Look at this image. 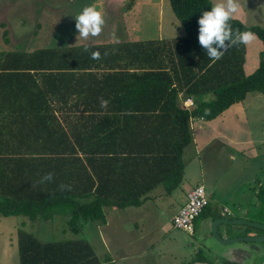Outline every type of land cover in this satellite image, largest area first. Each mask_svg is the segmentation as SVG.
<instances>
[{
  "label": "trees",
  "instance_id": "obj_1",
  "mask_svg": "<svg viewBox=\"0 0 264 264\" xmlns=\"http://www.w3.org/2000/svg\"><path fill=\"white\" fill-rule=\"evenodd\" d=\"M169 1L186 35L168 43L152 40L118 44L116 50L109 44L100 50L87 45L31 53L0 51V216H26L35 222L39 217L49 221L62 215L74 234L89 221L105 225V207L141 206L159 182L168 194L180 185L184 149L193 140L192 117L213 120L244 101L250 92L264 94L263 27L246 25L237 18L230 20L233 29L252 31L263 42L259 66L246 75V45L233 46L213 62L198 43L197 21L202 10L214 5L212 0ZM4 35L9 42L7 31ZM148 43L154 47L158 44L168 61L154 59L152 49L146 52ZM94 51L100 56L126 57L127 66L147 61L152 69L171 67L175 77H180L176 81L187 86L189 94L212 92L214 99L198 100L193 109L180 107L177 89L170 90L162 81L163 77L172 79L171 74L151 72L148 85L138 80L139 84L128 86L125 94L137 101L148 96L158 104L96 106L97 97L109 95L103 93V84L98 82L108 74L90 72L100 60L91 58ZM81 65L87 72L83 85L82 76L56 72ZM73 95L83 97L85 106L58 104ZM140 111L159 113L153 117L154 122L149 121L151 117L139 121L145 113L134 114ZM71 112L78 114L65 116L63 121L57 116ZM100 112L104 116L96 121ZM110 113L113 117L108 120ZM49 172L53 173L52 181L39 183ZM62 184L71 190L62 191ZM207 210L208 206L204 216ZM18 246L20 264L100 263L85 239L42 241L20 229Z\"/></svg>",
  "mask_w": 264,
  "mask_h": 264
},
{
  "label": "rangeland",
  "instance_id": "obj_2",
  "mask_svg": "<svg viewBox=\"0 0 264 264\" xmlns=\"http://www.w3.org/2000/svg\"><path fill=\"white\" fill-rule=\"evenodd\" d=\"M212 1L214 4L221 2ZM239 2L241 10L233 18L249 26L264 28V0ZM133 4L134 0H119L117 3L111 0H0V49H4L8 43L4 39L5 31L12 46L23 49L96 41V37H79L75 28L76 16L87 6H94L104 19L102 31L97 37L110 34L113 29H124L128 23L133 29H139L146 38H154L160 25L172 28L177 37L186 35L169 0H139L138 8H133V15L126 18L125 8ZM116 5L120 7L119 11ZM24 43L29 45L24 46ZM262 47V40L257 35L254 41L246 45L247 74L259 65ZM259 97L264 101V94L250 92L247 101ZM248 113L249 118L243 122L236 116H230L225 132L222 125H216L214 130L218 132L213 134L206 127V121L198 124L202 129V138L184 149L185 159L183 153L184 185L187 186L186 190H191L194 187L192 184H204L210 206H218L219 209L228 207L231 210L229 218L241 217L264 223V201L259 203L257 200L264 196V104L250 107ZM246 123H250V126L244 127ZM211 139L212 142L207 144ZM147 203L141 208L109 207L111 223L106 229L107 241L101 239L96 223L91 221L84 223L80 233L74 234L68 229L67 217L62 215L49 221L42 219L35 222L26 216H0V264H20V229L33 233L43 241L85 239L93 246L101 264H187L196 260L194 252L198 244L203 245L206 237L214 246L217 245L214 238L207 236L212 228V215L198 217L192 235L174 227L172 217L186 203L183 195H173L167 203H156L154 200ZM113 213L124 216L120 220L119 217L113 218ZM217 215L227 216L225 213ZM226 227L234 230L249 228L253 232L258 230L247 225L224 224L219 233H224ZM145 251L148 254L142 255ZM200 251L205 253L203 248ZM258 258L252 262H260L264 255Z\"/></svg>",
  "mask_w": 264,
  "mask_h": 264
},
{
  "label": "crops",
  "instance_id": "obj_3",
  "mask_svg": "<svg viewBox=\"0 0 264 264\" xmlns=\"http://www.w3.org/2000/svg\"><path fill=\"white\" fill-rule=\"evenodd\" d=\"M111 1H114L117 3L119 0H111ZM213 4H214V2H213ZM116 6H117L116 7L117 10L119 11L120 7L118 5H116ZM138 6H139V0H134V4L132 6H127L125 8V9H127L125 11V17L126 18L131 17L133 15L134 11L138 8ZM133 8H135L134 11H133ZM112 9H113V7H112ZM141 33L142 32L139 29H133V27H131V24L128 23L127 25H125L124 29H113V30H111L110 34H107L106 36L96 37L97 38L96 41L91 40V42H88V43H86V42L74 43V44L72 43V44H67V45L58 46V47H51L50 46V47L36 48L33 50V49L27 48V47L25 49H23L22 47L20 48V47H17L16 45L12 46L11 39H10L9 42L5 45L6 47L4 49H0V51H6V52L20 51V52L31 53V52H34V51L39 50V49L69 48V47H78V46H87V45H96V50H100L101 47L103 48L104 45H109V44L115 45L116 47H114L113 50H116L118 44H130V43H135V42L152 41V40L164 41V42L168 43L169 41H171L173 39H177V38L181 37V36L177 37L175 35V31H173L172 28H168V27L164 28V26L162 27V25L159 26L157 33L154 36V38H146V37L142 36ZM25 45L28 46L29 44L24 43V46ZM157 45L158 44H156V47H154L155 45H152V44L149 45V43H148V46H146L144 49L146 52H150L151 49L154 50L155 54H156L154 59L168 61V59H166V57H165V53H163V51L160 50ZM20 46H22V45H20ZM154 48H156V49H154ZM262 50H263V47H262ZM122 54H124V53H122ZM122 56H125V55H122ZM126 62H127L126 57H125V59L124 58H116L111 54L102 55L100 60L96 62V69H94L93 71H90V72L95 73V74L96 73H107L108 74L105 77L98 78V82L103 84L102 88H101L103 93H107L109 95V97H105L103 95L97 97L96 98V106L102 107L101 106L102 101H107L106 106H115V105H124V104L129 105V106H138V105L139 106H148L150 104H156V103L158 104L157 99H154V98L150 99V98H148V96L140 97L139 100L137 101L134 98L127 97L125 94L126 91H128L130 89L128 86L139 84V82H137L138 80L140 81V83H142L144 85H148V81L150 78L149 74L151 72H154V73L169 72L171 74V78L173 80H175V81H173L172 84H170L172 79H169L168 77H163L162 81L167 82V85H169L170 90L172 88L177 89V103L180 107H184V101L187 98H192L195 105H196V102L198 100H212V99H214V94L212 92H209L206 94H189L187 91V86H185L181 83H178L176 81V79L180 78V77H178V76L175 77V75H174L175 72L172 70L171 67L165 68L166 70H162L161 68L152 69L149 66L147 61H144V62L141 61L140 64H139V62L137 63V61H136V64H129V66L125 65ZM98 63H100V65H98ZM245 64H246V59H245V63H244V73L246 75H249L245 72ZM68 67H70V66H68ZM86 71H89V70H86ZM56 72L74 74L75 76H82L80 78V84L81 85H83L84 80H85V74L87 73V72H85V68H83V65L78 66V68H73V69H68V70L67 69L56 70ZM109 73L119 74V75H118V77H113ZM146 74L148 77H146ZM102 81H106V82L102 83ZM97 85H98V83H97V79H96V86ZM84 86H85V84H84ZM125 87H127L126 90L124 92H122V89ZM113 96H115V97L113 98ZM78 97H79L78 95H76V96L73 95L67 100L59 101L58 104L63 105V106H83V105L85 106V102H84L83 97H81V98H78ZM252 99H255V100L250 102L249 100L247 101V98H246L242 102H237V103L233 104L223 114H221L219 117H217L213 120H205L202 118L192 117L190 119V127L192 130V134L193 133L195 134V137H193L192 142H199L198 139L202 138V136H201L202 129H199L198 124L203 122V121H206L208 123V125L206 127L209 128L210 130H212L211 133L215 134L216 132H218V131L214 130L216 125H222V130L224 132L227 131L226 123H227V120H229L230 116H232V117L236 116V118L240 119L241 122H243L245 119L249 118L248 110L250 109V107L260 106L262 103L264 104V101L259 100L260 97L259 98H252ZM189 109H193V108H189ZM143 113H145V115L142 117V119H139V121H145L151 117V119L149 121L154 122L155 120L153 117L154 116L156 117L158 115L159 111H157V112H142V111H140L139 113H135L134 115L142 116ZM77 114H78L77 112H75V113L71 112L69 114H65V113L59 114L58 113L57 116H60L61 117L60 120L63 121L64 119H67V118H64L65 116L69 115V116L73 117L74 115H77ZM103 116H104L103 112L96 113V121L101 120L103 118ZM112 117H113V113H110L108 120H111ZM198 119H200L201 121H197ZM249 124L250 123H246L244 125V127H249L250 126ZM223 126H224V128H223ZM255 126L258 127V125H255ZM195 129L197 130L196 133H195ZM210 142H212V139L207 144H210ZM204 145H206V144H204ZM185 153H186V151H184V159H185ZM232 156H233V158L235 157L234 154H232ZM184 171H185V169H184ZM184 178L185 177L183 175L182 182L171 194L166 193L163 184L159 182V184L147 194V195H149V198H146L145 202L139 208L143 207L145 203L148 204L147 202L150 200H154V202H156V203H167L172 199L173 195H178V194L183 195V197L187 201L188 193L192 189L186 190L187 188H185V187H187V186L184 185ZM192 185H194V187H195V185L197 186L199 184H192ZM188 187H190V184ZM181 198H182V196L180 197V200H181ZM257 200L259 203L264 201V196L261 198L258 197ZM109 207L115 208L114 206H109ZM109 207H105V212H106V216H107V223L105 225H100V226L97 225L98 232H100L99 235H100L101 239H103L105 241H107L109 239L106 236V233H107L106 229L110 227L108 225H109V223H111V219H110V216L108 213ZM119 209H124V208H119ZM220 213L221 214L225 213V215H227L226 217H231L229 215L231 213V210L226 206H223L222 209H219L218 206H213V205H212V207L210 205L208 206L207 216L212 215L213 220L215 219V214H220ZM123 216L124 215L117 214V213L112 214L113 218L119 217L120 220H121V218H123ZM202 216H204V214ZM207 216H205V217H207ZM37 220L40 221V220H42V218L39 217ZM23 223H25V222H23ZM221 226L222 225L219 226L218 231H219ZM235 229L237 230L238 233H236V230L231 229V228L227 229V227H226V229H224V233L222 232V234H220V235L221 236L223 235L222 237H233L236 234H239L240 232L245 230V228H238V229L235 228ZM142 236L143 235H141V238H142ZM106 238H107V240H106ZM110 239H112L111 236H110ZM204 241L207 242V244L204 245L203 250H205V253L203 254V256H205L208 259H210L211 261H213L214 264H224L225 259L232 260L234 262H239V263L241 261L242 264H244V258L241 257L242 253L240 252L241 249L243 250L242 246H238V244H236L237 249H235L232 246H226V245L224 246L223 244H221L219 242L216 246H214L211 241L207 240V237ZM201 246H203V245L198 244V249L194 252L195 256L197 255L198 251H200V248H202ZM232 252L234 253V255H237L238 257H235V258L229 257V254L232 255ZM141 254L146 255V254H148V251L142 252ZM194 255H193V257H194ZM198 255H200V254H198ZM196 261H198V260H194V261L189 262L187 264H193ZM99 264H101V262ZM157 264H159V263H157Z\"/></svg>",
  "mask_w": 264,
  "mask_h": 264
},
{
  "label": "clouds",
  "instance_id": "obj_4",
  "mask_svg": "<svg viewBox=\"0 0 264 264\" xmlns=\"http://www.w3.org/2000/svg\"><path fill=\"white\" fill-rule=\"evenodd\" d=\"M241 10L239 0H221L211 6L210 10H202L197 21L198 23V43L206 53V56L213 62L220 60L224 53L239 44H250L256 39L252 31H240L233 29L230 20ZM75 28L79 37L88 39L97 37L102 31L104 19L101 12L94 6L85 7L75 18ZM88 49L85 48V51ZM93 60L101 58L98 51L91 53ZM107 101H102L101 106L105 107ZM207 114V113H206ZM53 173L49 172L41 178L39 183L52 181ZM60 189L71 190L69 185H60ZM210 205V204H209Z\"/></svg>",
  "mask_w": 264,
  "mask_h": 264
},
{
  "label": "built area",
  "instance_id": "obj_5",
  "mask_svg": "<svg viewBox=\"0 0 264 264\" xmlns=\"http://www.w3.org/2000/svg\"><path fill=\"white\" fill-rule=\"evenodd\" d=\"M192 98L184 101L185 108H195ZM210 199L204 184H199L188 193L186 203L173 216L172 222L175 228L182 229L189 234L195 231V222L200 217L205 208L209 206Z\"/></svg>",
  "mask_w": 264,
  "mask_h": 264
},
{
  "label": "water",
  "instance_id": "obj_6",
  "mask_svg": "<svg viewBox=\"0 0 264 264\" xmlns=\"http://www.w3.org/2000/svg\"><path fill=\"white\" fill-rule=\"evenodd\" d=\"M212 228H211V232H212V236L213 238L221 243V244H225L226 246H232L233 248L237 249L236 244L240 243L241 241H246V242H250V243H254V242H260V241H264V235H249V236H245V237H222L218 231V228L220 225H247L249 227H256L259 229H263L264 230V223L261 222H256V221H250L246 218H229V217H221L220 215L215 214V219L212 221ZM235 246V247H234ZM250 254H251V258L246 259L245 256H241L244 258V264H250V263H254L252 262L253 259L259 260V256L264 255V252H259L258 250H256L253 247H250ZM253 255V256H252ZM263 259V258H262ZM261 259V260H262ZM193 264H212L208 261H196ZM264 264V261L263 263Z\"/></svg>",
  "mask_w": 264,
  "mask_h": 264
},
{
  "label": "flooded vegetation",
  "instance_id": "obj_7",
  "mask_svg": "<svg viewBox=\"0 0 264 264\" xmlns=\"http://www.w3.org/2000/svg\"><path fill=\"white\" fill-rule=\"evenodd\" d=\"M257 229L259 231L257 230L255 232H253V231H251V229L245 228V230H243L239 234H236L233 237H245V236H249V235H264V230L263 229H259V228H257ZM236 233H238V232L236 231ZM212 235H213L212 232H210V234L207 235V236H208V238L212 239L213 238ZM205 244H207V242H204L203 243V246H201L203 249H204V245ZM216 244H218V242ZM237 244H238V246H242L243 247V250L241 249L240 252L242 253L243 256H245L246 259L251 258V254H250V251L251 250H250V247L255 248L259 252H264V246L262 247V245H260V244H264V241L254 242V243H250V242H246V241H241L240 243H237ZM198 254H200V255H198ZM203 254H204L203 252L198 251V253L196 255V259H199L198 261H208V262L214 264L213 261H211L207 257L203 256ZM229 257L235 258V257H238V256L237 255H234V253L232 252V255L229 254ZM263 259L260 262H256V263H253V264H262L263 261H264ZM224 264H242V262L240 261V263H239V262H234L232 260L225 259ZM250 264H252V263H250Z\"/></svg>",
  "mask_w": 264,
  "mask_h": 264
}]
</instances>
